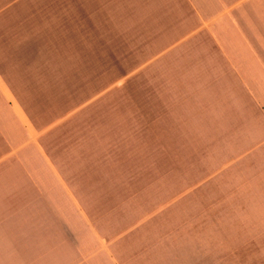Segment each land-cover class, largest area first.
<instances>
[{"label": "crops", "instance_id": "1", "mask_svg": "<svg viewBox=\"0 0 264 264\" xmlns=\"http://www.w3.org/2000/svg\"><path fill=\"white\" fill-rule=\"evenodd\" d=\"M242 1H91L122 21L123 39L146 43L136 62L154 74L148 128L145 115L37 128L0 67V264H224L226 250L234 264H264V57ZM121 136L153 139L155 164L167 155L169 169L199 171L187 185L217 203L203 229H159L138 221L156 215L109 204L130 184L112 157L99 165L98 138Z\"/></svg>", "mask_w": 264, "mask_h": 264}, {"label": "rangeland", "instance_id": "2", "mask_svg": "<svg viewBox=\"0 0 264 264\" xmlns=\"http://www.w3.org/2000/svg\"><path fill=\"white\" fill-rule=\"evenodd\" d=\"M91 1L0 0L2 80L18 84L13 94L23 101L37 128L50 125L51 132L66 125L63 130L73 131L75 125H92L101 129L104 121L90 122L94 116L115 126H130L122 121L141 115L149 120L144 121L148 128L153 118L154 74L146 66L138 68L136 62L139 48L146 43L139 47L123 39L122 21L114 18L112 24L102 19L106 10L94 8ZM242 2L255 6L252 12L258 24L251 34L264 57V0ZM150 55L143 60L148 62ZM54 121L57 127H52ZM152 141L98 138L99 165L112 157L114 163L108 164L113 166V177H124L130 184L123 187L126 202L122 198L109 204L140 211L141 216L152 213L154 219L138 221L155 220L159 229H203V208L217 209V203H203L201 186L187 185L201 177L199 171L171 170L167 155L161 165L155 164ZM224 264H234L233 251L226 250Z\"/></svg>", "mask_w": 264, "mask_h": 264}]
</instances>
